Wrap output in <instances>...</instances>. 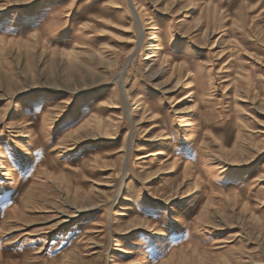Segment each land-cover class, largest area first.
Returning a JSON list of instances; mask_svg holds the SVG:
<instances>
[{
  "label": "rangeland",
  "instance_id": "obj_1",
  "mask_svg": "<svg viewBox=\"0 0 264 264\" xmlns=\"http://www.w3.org/2000/svg\"><path fill=\"white\" fill-rule=\"evenodd\" d=\"M0 264H264V0H0Z\"/></svg>",
  "mask_w": 264,
  "mask_h": 264
},
{
  "label": "bare ground",
  "instance_id": "obj_2",
  "mask_svg": "<svg viewBox=\"0 0 264 264\" xmlns=\"http://www.w3.org/2000/svg\"><path fill=\"white\" fill-rule=\"evenodd\" d=\"M135 3V2H134ZM134 3H133V14H134V16L136 17V20H137V22H139V19H138V17H137V9H136V6L134 5ZM140 23V22H139ZM141 25H142V23H141ZM142 28H143V25H142ZM160 42V41H159ZM160 45V44H159ZM147 57H150V56H147ZM126 98V97H125ZM126 199H129L128 197H126Z\"/></svg>",
  "mask_w": 264,
  "mask_h": 264
}]
</instances>
